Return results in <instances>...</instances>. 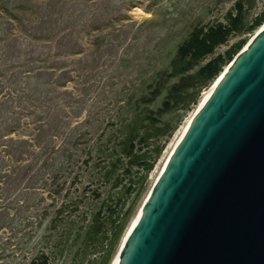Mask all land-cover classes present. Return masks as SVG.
I'll use <instances>...</instances> for the list:
<instances>
[{
    "label": "trees",
    "instance_id": "16d2710c",
    "mask_svg": "<svg viewBox=\"0 0 264 264\" xmlns=\"http://www.w3.org/2000/svg\"><path fill=\"white\" fill-rule=\"evenodd\" d=\"M82 1L0 0V73L8 81L0 92V264H111L168 141L264 24V6L247 21L248 0H237L225 22L195 25L171 46L158 42L133 68V58L117 57L116 78L100 86L99 60L89 63L80 41L98 33L91 47L100 57L113 47L86 25ZM65 6L73 22L59 27ZM32 12L41 27L24 25L20 15ZM32 30L39 35L31 40H54L60 51L21 60L13 39ZM232 37L239 40L215 55ZM8 59L21 60L22 72L10 73Z\"/></svg>",
    "mask_w": 264,
    "mask_h": 264
},
{
    "label": "water",
    "instance_id": "95a60500",
    "mask_svg": "<svg viewBox=\"0 0 264 264\" xmlns=\"http://www.w3.org/2000/svg\"><path fill=\"white\" fill-rule=\"evenodd\" d=\"M210 85L116 264H264V24Z\"/></svg>",
    "mask_w": 264,
    "mask_h": 264
},
{
    "label": "rangeland",
    "instance_id": "374dc122",
    "mask_svg": "<svg viewBox=\"0 0 264 264\" xmlns=\"http://www.w3.org/2000/svg\"><path fill=\"white\" fill-rule=\"evenodd\" d=\"M237 0H86L82 1L81 9L84 13V21L87 26L96 25L100 28L102 36H106L102 41L106 44L111 43L112 47L109 52L104 51L100 57L95 54L94 47H91L94 41V36L98 33L89 32L87 37L81 38L80 43L85 48V55L91 63L95 58L98 61V71L95 74L94 81L97 85L103 86L106 80L110 76L116 78L118 70H116V58L125 57L133 58L131 68L135 64V60H146L148 57H153L154 47L158 42L166 43L168 46L179 43L186 39L192 27L195 25L211 26L216 23L225 22L226 14L230 11L234 12V3ZM69 3V2H68ZM67 3V4H68ZM264 6V0H248L245 3V18L249 21L256 14H258ZM35 10V9H34ZM156 15L153 17L152 13ZM47 13V12H45ZM70 10L69 6H65L62 20H58L57 26L62 27L69 24L70 21ZM23 19L24 25L26 24L29 28L41 27V19L35 15L34 12L20 15ZM153 20L152 24L141 25L145 21ZM45 31L50 32V27H54V20L50 18ZM133 24H135L133 26ZM141 25V26H140ZM92 27V26H91ZM15 28L11 29L14 30ZM10 33V31H7ZM2 33H0L1 36ZM25 34H17L16 38L13 39L17 44H21L22 51L20 54L25 60L27 54L42 53L44 55L54 56L60 50L57 48V44L53 40L50 44H41L31 40L30 34L39 35L35 31H30ZM29 36V37H27ZM251 38V35H247V40ZM12 40V38L10 39ZM9 40V41H10ZM12 40V41H13ZM238 37H232L225 46L219 47L215 55L222 54L229 46L234 44ZM7 42V40H6ZM11 43V42H10ZM4 47L0 44V53L2 54ZM1 56V55H0ZM2 57V58H1ZM0 57L3 61L4 55ZM213 57V56H212ZM211 57V58H212ZM207 58L200 65L205 64ZM17 59H8L6 62L8 66H14L16 69H11L10 73L22 72L20 68V61ZM2 64V63H1ZM132 69L123 68L120 71L124 74L130 73ZM9 77V70H8ZM8 86L7 77H2L0 73V92H5V88ZM210 87L203 89L200 93L199 100ZM159 105V102L158 104ZM198 104L192 107V109L186 114L182 123L177 128L176 132L168 141L160 159L156 163L153 171L150 173L147 190L144 193L139 205L136 208V214L145 199L148 191L150 190L153 182L161 170L169 151L175 143L179 132L181 131L185 122L192 115ZM135 214V215H136ZM133 216L132 220L134 219ZM131 220V222H132ZM130 222V223H131Z\"/></svg>",
    "mask_w": 264,
    "mask_h": 264
},
{
    "label": "bare ground",
    "instance_id": "6f19581e",
    "mask_svg": "<svg viewBox=\"0 0 264 264\" xmlns=\"http://www.w3.org/2000/svg\"><path fill=\"white\" fill-rule=\"evenodd\" d=\"M262 27H263V26H261L259 29H261ZM259 29H258L255 33L259 32ZM251 37H252V36H251ZM251 39H252V38H250L248 41H250ZM248 41H247V42H248ZM210 92H211V88H209V90H208L207 92H205V93L203 94V96L201 97V99L199 100L196 109L194 110V112L192 113V115L189 117V119L185 122V124L183 125L181 131L179 132L178 137H177L175 143L173 144L171 150L169 151V154L171 153V151L174 149V147H175V146L177 145V143L179 142V140H180L181 136L183 135V133H184V131H185V129H186L188 123L190 122L191 118L194 116V114L196 113L197 109L200 108V107L202 106V104L206 101V99L208 98ZM169 154L167 155V157L169 156ZM166 159H167V158H166ZM166 159H165V161H166ZM165 161H164V163H165ZM164 163H163V165H164ZM162 167H163V166H162ZM161 169H162V168H161ZM160 171H161V170H160ZM160 171H159V173H160ZM135 217H136V215H135ZM135 217H134V219H135ZM134 219L132 220V222L129 224L127 230L125 231V233H124V235H123V237H122V239H121V241H120V244H119V247H118L117 253H116L115 257L113 258L111 264H116V262H117V258H118V253H119L120 249H122V247H123V245H124V243H125V241H126V238H127V236H128V231H129V229H130V227H131V224L133 223Z\"/></svg>",
    "mask_w": 264,
    "mask_h": 264
}]
</instances>
